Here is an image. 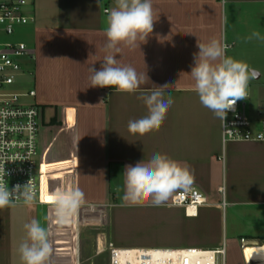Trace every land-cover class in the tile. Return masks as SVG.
Segmentation results:
<instances>
[{
  "label": "crops",
  "instance_id": "1",
  "mask_svg": "<svg viewBox=\"0 0 264 264\" xmlns=\"http://www.w3.org/2000/svg\"><path fill=\"white\" fill-rule=\"evenodd\" d=\"M152 4L153 32L134 49L121 44L116 54L121 64L146 71L149 83L143 88L169 85L166 91L174 102L166 119L159 130L143 136L131 134L127 127L130 119L147 115L139 92L89 86V67L99 70L107 54L106 19L114 0H26L22 11L31 20L17 26L11 36L0 27V44L29 48L34 56L23 86L36 90L42 111L41 198L58 188L78 186L85 204L103 206L109 217L108 231L97 238L99 257L91 256L96 244L81 240L77 262L72 245L61 241L66 248L59 256L72 259L58 261L52 255L50 264H102L107 259L101 253L109 243L208 249L224 238L237 237L254 244L245 249L248 262L264 264V141L223 145L221 119L200 103L194 81L181 77L191 72L197 40L221 39L229 45L226 54L251 70L247 111L258 125L264 119V40L246 38L253 32L264 36V0H152ZM74 136L81 138L76 147ZM154 153L187 163L194 175L192 187L207 197L196 214L171 204L177 191L161 206H128L123 200L125 165L147 161ZM47 215V205L0 209V264H22L17 248L26 238L23 224L37 219L47 227ZM101 224L95 226L101 229ZM68 225L73 220L59 226L60 234ZM87 237L81 234L82 239Z\"/></svg>",
  "mask_w": 264,
  "mask_h": 264
},
{
  "label": "clouds",
  "instance_id": "2",
  "mask_svg": "<svg viewBox=\"0 0 264 264\" xmlns=\"http://www.w3.org/2000/svg\"><path fill=\"white\" fill-rule=\"evenodd\" d=\"M154 17L152 0H114L106 19L104 49L107 54L99 70L92 66L88 69L90 87H112L126 94L140 93L138 99L146 106L147 115L130 119L127 125L131 134L140 136L160 129L174 101L172 95L167 94V84L143 88L149 83L146 71L121 64L116 54L121 51V44L134 49L145 42L153 32ZM246 39L264 40V36L253 32ZM197 48L199 51L194 54L190 74L181 73V77H190L194 81L193 90L200 103L223 120L237 101L248 98L251 70L247 63L226 54L229 45L221 39L213 38L207 43L197 40ZM80 139L73 137L75 147ZM123 174V200L128 206L145 203L161 206L174 192H187L194 183V175L186 162L160 153H154L147 161H139L134 166L125 165ZM4 177V168H0V209L15 207L18 201L29 207L37 203L32 180L23 188L17 185L9 190ZM41 202L52 205L56 223L63 226L73 220L86 201L85 193L78 186H72L56 189L51 195L42 197ZM23 229L26 238L17 248L22 264H50L55 235L52 225L45 227L39 220L32 219L23 224Z\"/></svg>",
  "mask_w": 264,
  "mask_h": 264
},
{
  "label": "built area",
  "instance_id": "3",
  "mask_svg": "<svg viewBox=\"0 0 264 264\" xmlns=\"http://www.w3.org/2000/svg\"><path fill=\"white\" fill-rule=\"evenodd\" d=\"M25 1L0 0V27L6 35H13L17 26L25 25L31 20L22 11ZM33 58V52L29 48L14 43L0 44V168H4V179L9 190L17 185L23 188L29 180L33 181L37 198L34 205H47V226L51 224L55 232L52 255L58 261L70 262L72 257L59 256L63 254L62 249L66 248L59 242H66V245H72L75 249L78 262L82 231L102 220L104 207L82 205L73 218V225L63 227L64 233L60 234L62 227L56 223L52 205L41 202L39 136L42 111L35 101L36 90L23 86L24 76L32 73L29 62ZM249 98L248 91V98L237 101L234 108L228 110L221 120L223 145L231 141H264V119L258 125L253 121L247 111ZM206 203V195L195 187L187 192L177 191L171 199L172 205L182 206L191 214H196L197 209ZM16 204L23 202L18 201ZM94 213H98L99 217L94 218ZM239 241L244 263L259 264L258 261L248 262L245 255L246 247L254 244H249L246 238H240ZM97 248L100 251L99 245ZM70 250L66 249L67 252ZM104 250L109 251V264H228L226 238L222 244L208 249L118 247L109 243ZM127 258L131 260L127 261Z\"/></svg>",
  "mask_w": 264,
  "mask_h": 264
},
{
  "label": "rangeland",
  "instance_id": "4",
  "mask_svg": "<svg viewBox=\"0 0 264 264\" xmlns=\"http://www.w3.org/2000/svg\"><path fill=\"white\" fill-rule=\"evenodd\" d=\"M56 146H58V144ZM114 188L115 187H112V190H114ZM118 188L117 189L115 188V190L118 191L119 190ZM119 195H120V193H119ZM105 214H106L105 212L102 214V217L103 218L101 220L102 221L101 229H100V227L95 226V224H93V227L94 228H89V229H86L85 231H82L83 232L82 234L85 233V234L88 235L89 240L80 238V243H81V240L92 242V245L93 246L96 244V249L98 250V248H97V240L98 239L97 238H99V232H101V231H105V232L108 231L109 217H108V215L106 217ZM93 217L94 218L99 217V214L98 213H94L93 214ZM94 222H95V220H94ZM228 223H229V220L227 219V225H226L227 227L225 226V228H224L225 233H226L227 236L229 235V226H228ZM229 225H230V223H229ZM261 242H263V241H260V243ZM98 244H99V241H98ZM239 245H240V241H239V238L238 237L236 239L235 238H227V262H228V264H245L244 263V260H243V256H242V251H241ZM105 248H107L106 245L104 246V249ZM86 250H87V248H86ZM97 250H96V252H92V255L91 256L93 258L96 257V256L99 257L100 254H96L97 253ZM93 251H94V249H93ZM85 254H87V252H85ZM101 254H104V257L107 259V261H103L102 264H109V260H110L109 251L108 250H104ZM79 260L80 259H78V261Z\"/></svg>",
  "mask_w": 264,
  "mask_h": 264
},
{
  "label": "bare ground",
  "instance_id": "5",
  "mask_svg": "<svg viewBox=\"0 0 264 264\" xmlns=\"http://www.w3.org/2000/svg\"><path fill=\"white\" fill-rule=\"evenodd\" d=\"M190 212H192V211L190 210ZM247 247H248V246H247ZM247 247H246V248H247ZM119 259H120V258H119ZM130 260H131V258H127V261H130ZM133 263H134V262H133ZM133 263H132V264H133Z\"/></svg>",
  "mask_w": 264,
  "mask_h": 264
}]
</instances>
